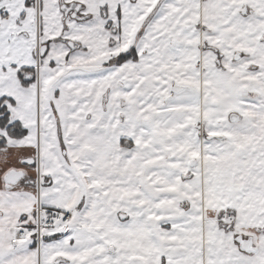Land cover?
Wrapping results in <instances>:
<instances>
[{
    "label": "snow or ice",
    "instance_id": "1",
    "mask_svg": "<svg viewBox=\"0 0 264 264\" xmlns=\"http://www.w3.org/2000/svg\"><path fill=\"white\" fill-rule=\"evenodd\" d=\"M0 264H264V0H0Z\"/></svg>",
    "mask_w": 264,
    "mask_h": 264
}]
</instances>
